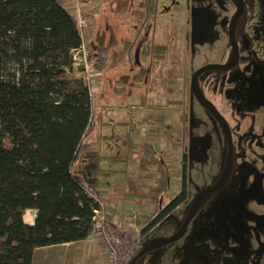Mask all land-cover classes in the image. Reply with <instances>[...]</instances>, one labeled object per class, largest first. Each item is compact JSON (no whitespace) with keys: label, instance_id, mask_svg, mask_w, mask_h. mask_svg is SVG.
<instances>
[{"label":"crops","instance_id":"crops-1","mask_svg":"<svg viewBox=\"0 0 264 264\" xmlns=\"http://www.w3.org/2000/svg\"><path fill=\"white\" fill-rule=\"evenodd\" d=\"M57 1L79 21L84 48L93 57L85 69L93 127L74 172L113 207L112 220L122 225L127 242L142 247L158 238L164 220L143 234L141 229L178 185L171 178L178 176L173 172L180 168L185 127L179 28L170 39L165 35L166 0H87L78 7L76 0ZM35 216L27 210L23 222L33 225ZM103 259L101 241L91 235L36 249L32 264H104Z\"/></svg>","mask_w":264,"mask_h":264},{"label":"trees","instance_id":"trees-1","mask_svg":"<svg viewBox=\"0 0 264 264\" xmlns=\"http://www.w3.org/2000/svg\"><path fill=\"white\" fill-rule=\"evenodd\" d=\"M83 42L57 0H0V264H32L36 249L93 235L98 205L74 172L93 127L89 86L72 73ZM184 152L179 192L141 234L186 200ZM27 210L36 212L33 225L23 222Z\"/></svg>","mask_w":264,"mask_h":264},{"label":"rangeland","instance_id":"rangeland-1","mask_svg":"<svg viewBox=\"0 0 264 264\" xmlns=\"http://www.w3.org/2000/svg\"><path fill=\"white\" fill-rule=\"evenodd\" d=\"M243 1L247 13L255 7L257 13L252 20L263 26L264 0ZM166 4L168 14L164 13L162 21L169 29L165 35L170 39L178 27L182 47L183 77L178 84H183L179 98L185 119L182 142L187 156V197L157 228L158 238L151 240L181 230L194 198L219 182L227 168L222 130L190 93L189 84L190 77L201 67L222 65L227 56L231 58L232 49L221 22L225 12L227 17L234 12L236 4L233 0H166ZM246 27L250 40L255 39L260 79L245 73L252 61L247 53L240 55L239 65L233 69L207 70L198 77L206 92H211L207 80H212L215 94L208 100L232 129L233 166L229 180L222 188L207 193L204 206L182 238L150 251L136 264H264V37L251 30L254 26ZM86 52L85 58L75 57L72 73L89 83L85 69L93 57L89 50ZM199 86L203 89L200 81ZM215 97L218 101L213 100ZM246 97L250 99L245 100ZM173 173L178 175L171 178L176 179L173 184L178 185H172L170 193L174 194H169L167 201L180 189V168Z\"/></svg>","mask_w":264,"mask_h":264},{"label":"flooded vegetation","instance_id":"flooded-vegetation-1","mask_svg":"<svg viewBox=\"0 0 264 264\" xmlns=\"http://www.w3.org/2000/svg\"><path fill=\"white\" fill-rule=\"evenodd\" d=\"M243 1V0H242ZM233 2L236 4L235 6V10H234V12L232 13V14H230V16H228L227 17V12H225V17H223V20L224 21H222L221 22V27H222V29L225 31V33H226V35H227V37H228V40H229V44H230V46H231V49H232V54H231V58H228V56H227V58H226V60H225V62L222 64V65H226V64H230V63H233L234 61H235V50H234V47H233V45L231 44V42H230V39H229V27H230V23H231V21H232V19H233V17H234V15H235V17H234V19H233V21H232V24H231V26H232V31H233V34H234V39H235V43H236V45H237V50H238V59H237V62H236V64H235V66L233 67V68H235V67H237L238 65H239V59H240V55H242L243 53H247L248 54V56L252 59V61H251V63L250 64H248L245 68H246V72L245 73H247V75H249V77L250 76H252V77H257L258 79H260V77H261V71H260V69H259V66H258V64H257V62H256V56L254 55V51H255V44H254V42H255V39H251L250 40V38L248 37V35L246 34V31H245V26H247L246 28L247 29H250V27H253L251 30L254 32V33H257L258 34V37L259 36H262V37H264V25L263 26H261L260 24H256V22L257 21H255V20H252L253 19V17H254V15H256V9H255V7H253V8H251V9H249V13H247L246 12V7H245V2L243 1V7L241 8V10L236 14V11H237V9H238V0H233ZM227 4H228V1H227ZM228 11V10H227ZM185 12V11H184ZM258 23V22H257ZM206 66H208V65H206ZM205 67V66H204ZM201 68H203V67H201ZM200 68V69H201ZM233 68H231V69H233ZM200 69H198V70H200ZM197 70V71H198ZM226 70H230V69H226ZM207 71V70H206ZM209 71V70H208ZM217 71H222V70H217ZM196 72V71H195ZM202 72H200V73H198L197 74V76L195 77V82H194V84H195V88L198 90V92L199 93H201V95L203 96V98H205L206 100H208V99H212L213 98V95L215 94L214 93V91H213V89H212V86H213V84H212V80L210 79H208L207 80V83H209L208 84V88H209V91L211 90V92H206L205 91V86H203V83H202V80L200 79H198V77H199V75L201 74ZM220 74V73H219ZM218 76V75H217ZM190 80H191V77H190ZM199 81H200V83H201V85L203 86V89L202 88H200V86H199ZM206 84V83H205ZM189 89H191V81H190V84H189ZM203 90H204V92L205 93H203ZM190 91H192V89L190 90ZM190 93H192V92H190ZM193 95V94H192ZM215 99H217L216 97L213 99V100H215ZM248 99H250V97H246L245 98V100H248ZM209 101V100H208ZM217 101H218V99H217ZM198 102V101H197ZM210 102V101H209ZM199 103V102H198ZM211 103V102H210ZM212 104V103H211ZM214 107H215V109L217 110V112L221 115V113L218 111V109L216 108V106L214 105V104H212ZM255 106H257V104H254L253 105V107H255ZM203 107V106H202ZM204 108V107H203ZM209 114H211V115H213L212 113H210L206 108H204ZM214 116V115H213ZM215 118H216V120H217V122H218V125H219V127L221 128V130H222V138H223V143H224V145L226 146V155H227V145H226V136H225V131H224V128H223V124H222V122L216 117V116H214ZM221 117H222V115H221ZM223 118V117H222ZM224 119V118H223ZM225 120V119H224ZM225 122L227 123V125H228V127H229V130H230V133H231V140H232V129H231V127H230V125L228 124V122L225 120ZM232 157H233V144H232ZM232 166H233V163H232ZM226 170H227V168H226ZM232 172V171H231ZM225 173H226V171H225ZM225 175V174H224ZM230 177V176H229ZM223 178H224V176H223ZM222 178V179H223ZM221 179V180H222ZM220 180V181H221ZM229 180V179H228ZM218 183V182H217ZM227 183V182H226ZM225 183V184H226ZM216 184V183H215ZM209 193V192H208ZM205 195H207V194H205ZM204 196V195H203ZM202 196V197H203ZM201 197V198H202ZM201 200V199H200ZM200 202V201H199ZM199 205V204H198ZM197 209H198V207H197ZM196 215V214H195ZM176 233V232H175ZM174 234V233H173ZM137 262V261H136ZM136 262H135V264H136Z\"/></svg>","mask_w":264,"mask_h":264},{"label":"water","instance_id":"water-1","mask_svg":"<svg viewBox=\"0 0 264 264\" xmlns=\"http://www.w3.org/2000/svg\"><path fill=\"white\" fill-rule=\"evenodd\" d=\"M238 4L239 5H238V9L236 11V14L243 7V1L242 0H238ZM234 17H235V15H234ZM234 17H233V19H234ZM233 19H232V21H233ZM232 21L230 23L229 33L228 34H229L230 42L233 45L234 50H235V61L233 63L226 64V65H208V66H205V67L201 68L200 70L196 71L192 75L191 80H190L191 81L192 94L195 97V99L199 102V104L201 106H203L210 113H212L214 116H216L223 124V128H224V131H225V136H226V145H227V170H226V173L224 175V178L221 181H219L218 183L212 185L211 187L203 189L202 191H200L197 194V196L194 198V200L192 201V203H191V205H190V207L188 209V212H187V215H186L185 220L183 222L181 230H179L178 232H176V233H174V234H172V235H170L168 237H162V238H159V239H156V240L149 241L148 243H146L144 246L141 247V249L129 261L128 264H135V262L139 258H141L145 254L149 253L150 251H152V250H154V249H156V248H158V247H160L162 245L168 244L170 242H173V241H176V240H179L180 238H182L185 235L186 231H187V227H188L190 221L193 219V217L196 214L197 207H198V204H199V201H200L201 197L203 195L207 194L210 191L222 188L225 185V183L228 181V179H229V176H230L231 171H232V163H233L232 140H231V133H230L229 127H228L227 123L225 122V120L217 112L215 107L208 100L203 98L201 93L198 92V90L195 88L194 82H195V77L200 72H204L206 70H226V69H231V68H233L235 66V64L237 62V59H238V50H237V45L235 43L234 34H233V31H232V26H231Z\"/></svg>","mask_w":264,"mask_h":264},{"label":"built area","instance_id":"built-area-1","mask_svg":"<svg viewBox=\"0 0 264 264\" xmlns=\"http://www.w3.org/2000/svg\"><path fill=\"white\" fill-rule=\"evenodd\" d=\"M85 1L87 0H76L73 5L78 7ZM86 53V48L83 46L77 54H80L79 58L81 59L86 57ZM86 192L98 205V208L94 210L92 227L93 235H95L102 244L104 257L106 259H103L104 264H128L137 252L138 247L131 246V243L127 242L125 239L126 233L122 225L116 221L113 222L111 215L113 207L101 199L98 193L92 188L87 187Z\"/></svg>","mask_w":264,"mask_h":264},{"label":"bare ground","instance_id":"bare-ground-1","mask_svg":"<svg viewBox=\"0 0 264 264\" xmlns=\"http://www.w3.org/2000/svg\"><path fill=\"white\" fill-rule=\"evenodd\" d=\"M236 1V0H235Z\"/></svg>","mask_w":264,"mask_h":264}]
</instances>
